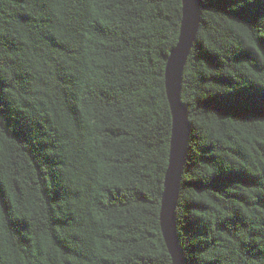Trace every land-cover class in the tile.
Masks as SVG:
<instances>
[{"label":"trees","instance_id":"1","mask_svg":"<svg viewBox=\"0 0 264 264\" xmlns=\"http://www.w3.org/2000/svg\"><path fill=\"white\" fill-rule=\"evenodd\" d=\"M182 99L186 264H264V0H201ZM183 0H0V264H173L165 75Z\"/></svg>","mask_w":264,"mask_h":264},{"label":"water","instance_id":"2","mask_svg":"<svg viewBox=\"0 0 264 264\" xmlns=\"http://www.w3.org/2000/svg\"><path fill=\"white\" fill-rule=\"evenodd\" d=\"M201 16V0H183V20L179 42L171 51L165 75L173 127L160 222L173 264H186L184 250L178 236L176 216L191 136L190 114L183 102L182 90L185 69L200 31Z\"/></svg>","mask_w":264,"mask_h":264}]
</instances>
